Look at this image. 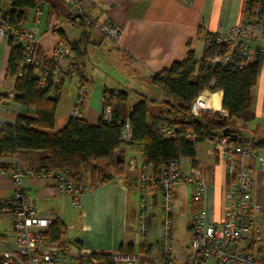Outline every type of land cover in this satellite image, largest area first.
I'll list each match as a JSON object with an SVG mask.
<instances>
[{"label":"crops","instance_id":"obj_1","mask_svg":"<svg viewBox=\"0 0 264 264\" xmlns=\"http://www.w3.org/2000/svg\"><path fill=\"white\" fill-rule=\"evenodd\" d=\"M40 1L44 12L39 21H35V11L28 12L23 28L25 31L36 34L45 62L52 59L57 44L61 42L59 31L63 30L69 41L80 40L82 34H77L76 30L82 18L77 19L75 25L70 22L79 15L80 8L86 16L116 25L122 30L120 40L113 45L102 34L90 29V40L87 45L88 58L85 65L71 72L72 78L73 75L78 76L76 89L82 78H85L84 81L88 85V97L82 107L81 117L90 125H97L100 121L106 88L131 93L134 92L133 89L137 83L150 85L152 76L170 69L175 63L182 62L189 50L201 56L205 49L204 38L207 34L218 35L242 24L246 10V0ZM3 7L6 8V4H3ZM50 13L54 14L56 19L53 30L48 28ZM262 42L260 37L256 38L253 45L255 51L260 49ZM9 54L8 37L0 35V95L6 98L0 101V122L14 125L17 116L25 110L24 107L16 104L14 99L7 97L15 92V80L5 76ZM253 62L258 63L257 84L252 94V111L255 119L250 123L239 125V129L244 140L264 142V56L255 55ZM87 66H90L92 70H98L101 75L91 76ZM67 80L71 81V78L66 79L58 75L52 81V89L59 90L61 94L57 107L56 129H62L68 123L76 108L75 89L71 92L69 90L66 95L63 94ZM67 99L69 100L64 107V101ZM220 99L223 100V94L221 98L219 97V101ZM219 101L217 100V103ZM60 106L63 110H61V118L58 119ZM208 146L204 153L197 152L199 167L187 159L189 164L187 171L192 168L202 170L209 188L206 200L209 219L216 224H221L230 204L228 189L231 177L226 173V163H220L216 157L208 154ZM133 150L138 151L142 158L140 160L132 158L127 163L125 154V174L107 184L94 186L92 191L83 197L82 207L78 209L71 208V201L59 193L54 181L26 174L22 185L35 200L37 216L63 222L68 230L63 240L66 239L73 247L88 254L89 252L92 254L128 253L134 252L140 246H144L145 249L154 246L148 239L147 231V236L141 245L136 247L135 236L129 231L130 225L135 227L138 223L139 211L143 204L147 209L149 230L151 212L148 210L153 209L157 200L160 198L162 200V194L158 191H153L144 198L141 197L132 183V178L139 175L146 158L141 149ZM44 156V152H20L3 156L0 157V170L11 168L15 158L25 169L40 168ZM250 167L253 174V201L262 206V211L257 215L260 220L259 233H261L264 232V167L256 163H250ZM108 172H111V169ZM190 187L193 188V186ZM177 188L174 191L175 214L177 201L182 200L186 207L185 196L181 195L184 190ZM14 191L12 179L9 176L0 175V201L4 206V210L0 211V257L5 250L16 248L14 220L13 216L7 212L8 206L14 202ZM191 197H193V204L190 206L194 219L195 213L202 205L194 200V188ZM185 210L186 208L183 212ZM106 231L108 235L104 236ZM127 245L129 251H122ZM247 245L251 246L253 254L258 255L263 252L264 246L261 242L250 244L248 241Z\"/></svg>","mask_w":264,"mask_h":264},{"label":"built area","instance_id":"obj_2","mask_svg":"<svg viewBox=\"0 0 264 264\" xmlns=\"http://www.w3.org/2000/svg\"><path fill=\"white\" fill-rule=\"evenodd\" d=\"M43 10L42 7L36 9L37 18L43 14ZM257 13L258 11L255 12ZM78 14L86 17L85 22L88 28L100 32L112 44L120 40L122 30L118 26L88 17L81 8ZM2 16L0 13V35L8 37L5 28L1 26ZM55 24V15L50 13L49 30H53ZM257 37H260L263 42L260 49L255 51L253 45ZM19 38L24 51L23 66L31 67L39 76L41 90H47L53 78L58 75L72 80L71 72L76 67L78 59L69 42L61 41L57 44L53 57L50 59L52 66H49L40 51L39 40L35 33L22 30ZM204 42L205 46H216L218 50L210 61L212 67L242 69L253 63L255 55L264 56V31L257 19H253L249 24L236 25L215 37L205 36ZM213 88L214 83L191 103L193 117H199L203 113H219L228 116L227 111L222 108L223 100L221 99L218 102L221 110H216L218 103H214L213 97L220 95L221 98L223 92H213ZM88 92L87 83L81 79L77 86L73 118H81L82 107L86 102ZM7 97L14 99L15 94H9ZM100 119L108 124L113 119V109L105 97L102 100ZM160 135L165 140H176L185 136L188 142L199 145L194 133L184 135L176 128L163 127L160 129ZM132 140V128L127 118L122 141L128 145ZM207 143L209 145L208 154L216 157L220 163H226V173L231 177L228 189L230 204L224 213L223 222L216 224L209 219L206 209L209 188L200 168H192L185 172L183 165L187 159L180 157L154 170L145 158L139 175L131 181L143 198L153 191L162 194L165 234L160 243L145 251L111 254L110 264H208L210 261H214V264H264V247L263 252L256 255L249 250L251 246L247 245L249 241L250 244L261 242L264 246V232L259 233L260 220L257 218L258 213L262 211V206L253 201V174L250 167V163L264 167V150L257 149L254 142L246 144L233 142L225 136L216 137ZM26 174L54 181L59 193L68 198L75 208H81L83 197L92 191L90 185L76 184L68 169L61 171H47L40 168L25 169L15 158L11 168L0 170V175L9 176L15 186L14 202L8 206L7 212L13 216L16 248L3 252L0 257L2 263L106 264L102 260L93 258V254L89 255L73 247L69 241L63 240L65 237L57 243L45 237L54 221L37 216L35 200L22 185ZM179 186H193L194 200L202 205L194 215L192 238L185 261L176 256L171 241L174 226V191ZM2 210L4 206L0 201V211ZM147 231V209L143 204L139 211L138 230L135 232L136 247L141 245L147 236Z\"/></svg>","mask_w":264,"mask_h":264},{"label":"trees","instance_id":"obj_3","mask_svg":"<svg viewBox=\"0 0 264 264\" xmlns=\"http://www.w3.org/2000/svg\"><path fill=\"white\" fill-rule=\"evenodd\" d=\"M3 4H6V8ZM40 4V0H0V13L3 14L1 26L8 34L10 47L5 76L15 80L14 101L25 110L17 116L14 125L0 123V157L20 152H44L40 169H68L76 184L90 185L93 188L125 174L124 157L127 146L141 149L147 163L154 170L180 157L191 160L199 167L197 145L188 142L185 136L176 140L163 139L160 135L163 127L176 128L184 135L194 133L198 144L222 137L225 129L232 128L238 130L240 143L249 142L241 135L239 125L255 119L252 94L257 84L258 63L253 62L242 69L212 67L210 61L215 52H218L216 46L212 45L205 46L201 56L189 50L182 62L152 76L150 85L161 90L164 95L161 103L141 97L125 116L123 108L128 101V93L106 88L104 97L113 109L111 123L100 119L97 125H90L82 117H71L62 129H56L60 91L52 89V82L47 90L39 88V76L31 67L23 66L24 51L19 38V33L24 30L27 13L35 11ZM85 18L83 16L77 26L82 31L80 40L69 41L64 31H59L60 41L69 42L77 55L78 63L73 71L84 66L88 58L87 45L91 28H87ZM253 19L261 23L264 31V0H246L243 23L249 24ZM70 22L75 25L77 20ZM206 36L215 37V34ZM47 65L52 66L50 60ZM212 83L213 92H223L222 106L228 116L203 113L199 117H193L191 103L209 89ZM4 98L5 96L0 95V101ZM127 118L133 133V140L128 145L122 141ZM254 143L257 149L264 150V142ZM118 155H123L120 157L121 162H117ZM101 162L108 163L106 169ZM109 169L111 172H108ZM67 233V226L56 220L45 237L57 243ZM139 250L146 249L140 246ZM92 257L110 264L111 254L93 253ZM0 264H3L1 259Z\"/></svg>","mask_w":264,"mask_h":264},{"label":"rangeland","instance_id":"obj_4","mask_svg":"<svg viewBox=\"0 0 264 264\" xmlns=\"http://www.w3.org/2000/svg\"><path fill=\"white\" fill-rule=\"evenodd\" d=\"M39 7L43 8V5L40 4L37 8H39ZM35 12H36V10H35ZM35 12H34L35 21L38 22L42 15L39 18H37L35 15ZM78 22H79V20H78ZM29 32H31V31H29ZM76 32H78L77 34H79V33H80V35L82 34L80 28H78L76 30ZM115 44H117V43H115ZM115 44H113V45H115ZM87 70L90 71L91 76L96 75L98 77L101 75V72H99L96 69L92 70L90 66H87ZM77 82H78V76L73 75V78L71 81L67 80L65 82L64 88H63V94L66 95L69 90L71 92L73 89H75L76 94H77V89H76ZM133 91L134 92H131V93L127 92L128 93V101L125 103L124 108H123V113L125 116H127L131 112L133 106L141 99L142 95H143V97H146L150 101H156L158 103H161L164 99V95H163L162 91L156 87L151 86V85H146V84L139 85L137 83L135 85ZM68 100L69 99L64 101V105H63L64 107L67 105ZM59 110L60 111L58 114V119L61 118V110H63L62 106H60ZM64 114H65V112H64ZM207 146H208V143L199 144L197 146V150H198L197 152L200 154L204 153ZM125 154H126L127 163L132 158H135L138 160H140V158H142L141 154H139L138 151L131 149L129 146H127L125 148ZM101 165L104 169H106L108 163L101 162ZM188 165L189 164L187 162H185L183 165V170L185 172L188 169ZM178 188H181V186H179ZM181 189L184 190L181 192V195L185 196L186 207L184 206V203H182V200L177 201L175 203L176 214H175V209H174V214H175L174 215V226H173V230H172L171 241H172L173 251L175 252V254L182 261H185L186 257H187V250H188L187 248L191 243V235H192V229H189V227H192L193 221H194L193 213H192V207L190 206V204H193L192 203L193 197H191L193 188L190 186H183ZM189 201H190V203H189ZM71 208L73 209L75 207L71 206ZM184 208H186V210L183 212ZM148 211L151 212V214L149 213L150 219H149L148 239L155 246V244L160 243L162 241V238L165 234L164 233V226H163L164 214L162 211V200H161V198L156 201L155 205H153V209L150 208ZM136 225H135L136 228L131 226V225L129 226V229H130L129 231H131L133 233V236H135L134 232H136L138 230V223ZM107 235H108V232L106 231L104 236H107ZM129 235L132 236V234H129ZM87 250L90 251L89 249H87ZM122 251L128 252L129 246L127 245L126 249L122 250ZM135 252H140V250L136 248ZM90 254H92V253L89 252V255ZM109 254H113V253L111 252ZM208 264H214V261H210Z\"/></svg>","mask_w":264,"mask_h":264},{"label":"water","instance_id":"obj_5","mask_svg":"<svg viewBox=\"0 0 264 264\" xmlns=\"http://www.w3.org/2000/svg\"><path fill=\"white\" fill-rule=\"evenodd\" d=\"M82 16L81 15H77L73 18V20H77V19H81ZM223 134L225 137L230 138L233 142H241V140L239 139V135H238V130L237 129H232V128H227L223 131ZM124 150H122L123 152ZM120 157H123V155H118L117 156V162H121L122 159Z\"/></svg>","mask_w":264,"mask_h":264},{"label":"bare ground","instance_id":"obj_6","mask_svg":"<svg viewBox=\"0 0 264 264\" xmlns=\"http://www.w3.org/2000/svg\"><path fill=\"white\" fill-rule=\"evenodd\" d=\"M219 97H220V95H217V96H214L213 97L215 104H217V100L219 101ZM216 110H218V111L221 110V107H220V104L219 103L216 105Z\"/></svg>","mask_w":264,"mask_h":264}]
</instances>
